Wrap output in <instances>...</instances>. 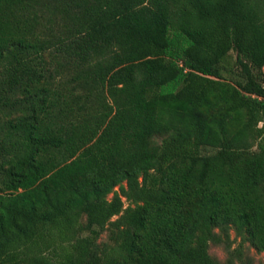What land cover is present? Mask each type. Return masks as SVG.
I'll return each mask as SVG.
<instances>
[{
  "label": "trees",
  "instance_id": "16d2710c",
  "mask_svg": "<svg viewBox=\"0 0 264 264\" xmlns=\"http://www.w3.org/2000/svg\"><path fill=\"white\" fill-rule=\"evenodd\" d=\"M231 230L264 252V0H0V264H219Z\"/></svg>",
  "mask_w": 264,
  "mask_h": 264
},
{
  "label": "rangeland",
  "instance_id": "374dc122",
  "mask_svg": "<svg viewBox=\"0 0 264 264\" xmlns=\"http://www.w3.org/2000/svg\"><path fill=\"white\" fill-rule=\"evenodd\" d=\"M236 57V52L233 51L230 53L226 63V66L229 69H237ZM116 190L121 193L119 187ZM112 197L113 194L109 196V199ZM123 200L126 202L125 198H123ZM127 206L128 203L126 202L125 207ZM230 236L232 241L231 246L224 243L219 245L212 244L210 246V254L219 264H264V252H257L249 243L242 244L241 238L237 237L233 230H231ZM108 240L109 234L108 232H105L98 240V243L103 245L108 243Z\"/></svg>",
  "mask_w": 264,
  "mask_h": 264
}]
</instances>
